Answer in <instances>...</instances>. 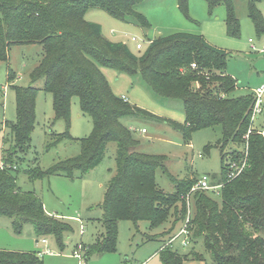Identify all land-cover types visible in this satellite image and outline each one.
Segmentation results:
<instances>
[{
	"label": "trees",
	"instance_id": "1",
	"mask_svg": "<svg viewBox=\"0 0 264 264\" xmlns=\"http://www.w3.org/2000/svg\"><path fill=\"white\" fill-rule=\"evenodd\" d=\"M143 0H0V61H7L10 47L38 45L42 56L30 72V85L13 84L11 71L7 82L14 93L16 119L6 122L12 146L0 164V216L11 219L14 234L20 235L30 224L37 240L52 238L59 251L64 250V235L71 227L63 219L48 215L41 199L33 191L21 190L16 182L17 154L29 149L35 123L36 90L32 85L43 79V91L51 95L54 112L52 124L65 123L63 134L53 144L71 139L68 133L70 102L78 99L82 114L91 119L92 131L78 140L79 151L53 163L48 169L28 167L24 173L30 181L61 175L72 178L75 172L86 173L102 161L109 143L116 145L114 175L105 186L98 220L103 232L94 242L83 245L86 261L95 254L116 250L120 221L134 225L147 221L151 229L164 225L171 215L185 216L181 195L196 180H179L167 172L164 156L137 152L139 142L120 122L121 118L145 113L111 90L100 68L139 75L161 98L179 100L184 121L168 123L178 130L185 144L200 130L219 127L221 137L218 199L198 193L194 197V216L188 220L190 241L202 239L205 253L212 264H264V137L252 127L250 115L252 92L234 96L236 81L226 74L228 53L209 45L201 36L175 33L154 39L138 55L121 42L102 36L98 24L84 19L90 9H99L115 19L131 16L143 27L150 24L134 8ZM181 13L187 16L188 0H176ZM208 13L222 4L228 37L240 34L233 0H204ZM257 37H264V18L256 7L261 0H245ZM195 68L192 69L191 65ZM232 144L234 149L225 153ZM206 146L204 151H209ZM245 167L228 180V165ZM161 170L173 182L175 192L163 193L156 185L155 173ZM179 205V207H178ZM78 244L74 246L77 248ZM162 264H183L187 257L163 247L158 251ZM0 264H42L36 253L0 250Z\"/></svg>",
	"mask_w": 264,
	"mask_h": 264
},
{
	"label": "rangeland",
	"instance_id": "2",
	"mask_svg": "<svg viewBox=\"0 0 264 264\" xmlns=\"http://www.w3.org/2000/svg\"><path fill=\"white\" fill-rule=\"evenodd\" d=\"M233 7L240 26L237 38L226 35L224 5L216 6L209 14L204 0H188L187 16L181 13L176 0H143L134 10L146 17L150 24L148 28H143L131 16L115 19L99 9L88 10L84 19L98 24L106 40L125 44L134 55L143 52L157 36L167 37L175 33L201 36L209 45L228 53L225 72L236 81L234 96H241L264 83V54L253 52L248 43L250 39L260 48L264 45V37L256 36L248 18L245 0H233ZM256 7L264 18V0L259 1ZM131 37L142 45L141 50L135 48ZM41 56L42 48L38 45H14L9 49L7 61H0V164L12 146L6 122L16 119L14 93L7 82V74L9 71L13 73L14 85L28 87L29 74L38 65ZM100 71L117 97L123 96L131 106L145 113L120 120L139 142L137 152L164 156L165 168L176 182L206 176L210 185L218 184L221 155L215 145L221 137L219 127L197 131L190 143L185 144L181 133L168 123H183L181 101L157 96L138 74L127 75L107 68H100ZM32 87L36 90V118L28 151L13 158L18 167L16 182L21 190L33 191L41 199L45 212L63 219L72 231L64 235L65 247L61 252L48 236L42 238L48 241L46 246L41 243V238L35 243L36 237L30 224L24 225L20 235L14 234L11 219L0 216V250L37 254L48 249L51 253L40 257L42 264H78L72 255L74 246L90 244L103 232L100 223H97L102 216L99 204L106 184L115 173L116 145L109 143L99 165L86 173L75 172L72 178L54 175L30 181L24 173L26 168L39 166L46 170L56 161L76 155L79 151L78 140L88 137L92 131L91 119L81 113L78 99L73 97L68 127L71 139L53 144L54 137L65 132V123L59 120L52 124V98L43 91V79L36 81ZM252 126L264 131V95L261 113L255 117ZM142 129L144 133H141ZM206 146H210L209 151H204ZM232 149L234 146L229 144L224 151L228 153ZM155 182L163 193L175 192L176 185L161 170L156 171ZM198 193L202 192L192 193L188 202L180 197L185 203L183 219L176 221L178 217L171 215L158 228L151 229L147 221L138 222L137 225L120 221L116 250L95 254L86 261L87 264H140L148 259V264H162L158 251L181 228H188L187 219L194 216V197ZM204 193L218 199L219 194ZM77 219L82 221L83 234L80 233L81 224ZM190 236L191 232L188 233ZM183 238L180 236L167 245L172 251L187 257L183 264H212L204 251L202 239L189 240L186 246H182Z\"/></svg>",
	"mask_w": 264,
	"mask_h": 264
},
{
	"label": "built area",
	"instance_id": "3",
	"mask_svg": "<svg viewBox=\"0 0 264 264\" xmlns=\"http://www.w3.org/2000/svg\"><path fill=\"white\" fill-rule=\"evenodd\" d=\"M130 41L135 43V48L137 50H141L142 49V45L138 42V40L134 37L130 38ZM249 45H250V49L253 52H258L261 54H264V45L260 48H257L253 41L249 39L248 41ZM191 68L194 69L195 65L192 64ZM253 105H252V110H251V115H250V121L251 124H253L255 117L261 113V105H262V98L264 95V83L261 84L260 86L256 87L253 91ZM121 99L123 101H127L126 98L121 97ZM253 126L251 128H249L245 134V139L248 138L249 134H251L253 132ZM141 133H144V130H141ZM258 134H260L262 137H264V131L263 130H259L257 131ZM245 160H243L239 165H237L236 163H231L228 165V173H227V179L228 180H232L234 178H236L241 171L244 169L245 167ZM222 187V184H216V185H210L208 178L206 176H202L200 178H198L195 183L191 186V188L188 190L187 193H185L184 195H181L182 199L186 202H188L189 197L191 196L192 193H194L195 191H200V192H210L212 194H219V191ZM189 220V218L187 219V221ZM77 221L81 224V229H80V233L83 234L84 230H83V225H82V221L80 219H77ZM188 229L187 227H183L179 230L178 234L174 237L171 238L168 242L167 245H170L176 238L180 237V236H184L183 240L181 241L182 246H186L188 244L189 241V237H188ZM42 243H46L45 239H41ZM165 245V246H167ZM163 247L160 249L162 250ZM159 250V251H160ZM51 252L48 249H45V251H43L42 254H50ZM73 257L76 258L78 260V264H87L86 260L83 257V252L81 251V246L78 244V247L74 249L73 251ZM149 259L140 263V264H148Z\"/></svg>",
	"mask_w": 264,
	"mask_h": 264
},
{
	"label": "crops",
	"instance_id": "4",
	"mask_svg": "<svg viewBox=\"0 0 264 264\" xmlns=\"http://www.w3.org/2000/svg\"><path fill=\"white\" fill-rule=\"evenodd\" d=\"M121 97H123V96H121ZM127 100V99H126ZM128 102V101H127ZM97 223H99V222H97ZM39 242V240H35V243H38ZM41 243H42V241H41ZM44 246H46L47 244H48V241H46V243H42ZM20 252V251H19ZM41 253H43V251L42 252H37V254H38V256L39 257H41L42 255H44V254H42L41 255Z\"/></svg>",
	"mask_w": 264,
	"mask_h": 264
},
{
	"label": "water",
	"instance_id": "5",
	"mask_svg": "<svg viewBox=\"0 0 264 264\" xmlns=\"http://www.w3.org/2000/svg\"><path fill=\"white\" fill-rule=\"evenodd\" d=\"M157 37H159V36H157Z\"/></svg>",
	"mask_w": 264,
	"mask_h": 264
}]
</instances>
